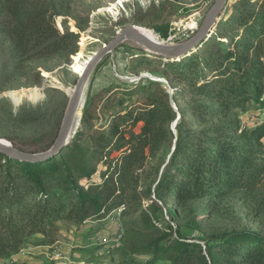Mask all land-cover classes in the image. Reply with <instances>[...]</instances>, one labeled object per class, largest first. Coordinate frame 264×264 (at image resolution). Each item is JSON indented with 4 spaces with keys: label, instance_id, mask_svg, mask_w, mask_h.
Listing matches in <instances>:
<instances>
[{
    "label": "trees",
    "instance_id": "trees-1",
    "mask_svg": "<svg viewBox=\"0 0 264 264\" xmlns=\"http://www.w3.org/2000/svg\"><path fill=\"white\" fill-rule=\"evenodd\" d=\"M61 15L46 0H0V82L24 63L78 53L80 33L66 18L57 24ZM75 18L80 30L89 26L88 17ZM214 27L192 51L159 62L162 75L187 87L183 92L206 100L188 110L176 132L175 96L154 81L129 92L137 100L105 123L87 99L76 134L46 159L22 161L0 151L1 261L30 244H54L65 225L81 228L122 207V243L93 247L108 263L119 257L116 264H264L261 231L189 238L155 221L160 202L181 208L205 198L219 205L241 196L264 213V117L240 120L249 111L264 113V0H236ZM59 131L40 148L13 147L47 152ZM77 244L72 253L84 249Z\"/></svg>",
    "mask_w": 264,
    "mask_h": 264
},
{
    "label": "rangeland",
    "instance_id": "rangeland-1",
    "mask_svg": "<svg viewBox=\"0 0 264 264\" xmlns=\"http://www.w3.org/2000/svg\"><path fill=\"white\" fill-rule=\"evenodd\" d=\"M56 6L62 14L57 24L67 19L73 31L80 33L78 53L70 57L56 55L27 62L16 72L0 82V140L29 150L42 147L54 140L62 126L70 97L76 87L87 61L101 48L109 44L116 34L129 25L152 30L164 43L177 48L190 41L200 29L215 0H46ZM236 0H229L228 7ZM225 8L222 12H224ZM76 16L88 17L89 26L80 30ZM214 34L215 27L208 33ZM3 55L0 53V69ZM163 58V59H161ZM170 57L156 54L132 39H127L112 52L106 54L96 65L85 88L82 105L77 116V124L71 137L79 127L81 111L88 99L94 100L93 111L101 123L136 101L137 96L129 94L139 85L162 81L169 88L170 103L176 110V120L171 128L176 132L179 120L188 118L192 107L203 98L183 92L185 85L165 72L159 62ZM180 58V57H179ZM177 59V58H170ZM169 75V76H168ZM170 80V81H168ZM4 83V84H3ZM177 102V103H176ZM180 106V109H179ZM264 113L259 110L241 115L244 124L255 123ZM204 125L195 122L194 127ZM60 132V131H59ZM170 154L167 157L169 160ZM155 198V196L153 197ZM156 199V198H155ZM150 202H147V204ZM158 212L155 221L160 226L167 222L179 227L189 238H203L214 231L252 229L264 234V213H257L253 200L233 196L224 203L214 205L210 198L194 201L185 207L165 205ZM113 210L101 219L87 220L81 228L65 233L68 225L62 227L66 244L84 246L75 254L77 262L84 264H116L104 261L100 249H93L100 243L107 248L111 243L118 246L123 241V216L119 222L111 220ZM200 226L199 229L195 226ZM65 233V235H64ZM121 234L120 240L117 235ZM126 236V235H125ZM79 237V239H77ZM82 239V242L79 241ZM77 240V241H76ZM88 248V249H85ZM67 249V252H70ZM68 260V259H67ZM1 263V260H0ZM78 264V263H77Z\"/></svg>",
    "mask_w": 264,
    "mask_h": 264
},
{
    "label": "water",
    "instance_id": "water-1",
    "mask_svg": "<svg viewBox=\"0 0 264 264\" xmlns=\"http://www.w3.org/2000/svg\"><path fill=\"white\" fill-rule=\"evenodd\" d=\"M228 1L229 0H215L196 35L181 47L167 48L154 43L137 32L133 25H129L121 29L109 44L101 48L87 61L85 67L79 75V79L73 91V94L70 97L68 109L66 111L60 132L54 146L47 152L31 154L28 152L19 151L11 145H5L1 143L0 140V151L4 152L12 158L32 162L40 161L56 154L69 142V138L71 137L73 128L77 124V116L82 105L87 83L96 65L106 54L112 52L114 49L120 46L121 43L130 38L156 54L165 55L170 58H179L182 55L192 51L201 42V40L208 33L211 27L214 26L220 13L224 8H226Z\"/></svg>",
    "mask_w": 264,
    "mask_h": 264
},
{
    "label": "built area",
    "instance_id": "built-area-1",
    "mask_svg": "<svg viewBox=\"0 0 264 264\" xmlns=\"http://www.w3.org/2000/svg\"><path fill=\"white\" fill-rule=\"evenodd\" d=\"M115 210H117V212L112 213L110 218L113 221L119 222L122 215V207ZM119 226L122 229V224L120 222ZM66 232L72 233L73 230L67 228L65 233ZM120 237L121 234H118L117 240H120ZM98 244L100 243L94 245ZM74 247L75 246L71 244L64 243V241L60 239L52 245L37 246L30 244L23 248L12 260L7 262L1 261L0 264H84V262H77L75 257L76 252L72 253ZM67 249H70L71 251L67 252Z\"/></svg>",
    "mask_w": 264,
    "mask_h": 264
},
{
    "label": "bare ground",
    "instance_id": "bare-ground-1",
    "mask_svg": "<svg viewBox=\"0 0 264 264\" xmlns=\"http://www.w3.org/2000/svg\"><path fill=\"white\" fill-rule=\"evenodd\" d=\"M134 28L137 32H139L140 34H142L144 37L151 40L152 42L157 43L167 48H173L167 45L166 43H164L152 30L144 28V27H140V26H134ZM1 143L5 145H9L7 142L2 141V140H1Z\"/></svg>",
    "mask_w": 264,
    "mask_h": 264
}]
</instances>
